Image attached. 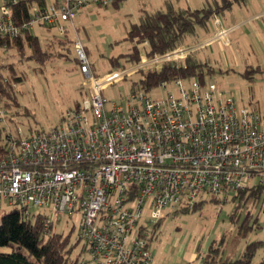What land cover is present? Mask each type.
<instances>
[{"label":"built area","instance_id":"built-area-1","mask_svg":"<svg viewBox=\"0 0 264 264\" xmlns=\"http://www.w3.org/2000/svg\"><path fill=\"white\" fill-rule=\"evenodd\" d=\"M116 1L0 0V37L73 30L80 70L92 79L58 125L3 135L0 213L2 205L20 208L27 218L44 217L47 228L49 213L77 220L84 240L77 264H156L140 229L147 234L168 206L192 210L205 195L225 199L264 185V109L240 107L217 83L197 77L163 82L175 91L160 98L134 89L126 106L109 105L104 89L125 72L96 76L76 17ZM195 50L183 45L149 59L179 60Z\"/></svg>","mask_w":264,"mask_h":264},{"label":"rangeland","instance_id":"rangeland-1","mask_svg":"<svg viewBox=\"0 0 264 264\" xmlns=\"http://www.w3.org/2000/svg\"><path fill=\"white\" fill-rule=\"evenodd\" d=\"M172 1L176 6L191 8H202L208 4V0ZM163 6L164 0H121L119 6L102 7L91 4L82 9L80 16L76 17L79 34L89 49V58L93 62L92 69L96 76L102 78L110 70L125 72L122 79L104 89L109 105L116 103L126 106L128 95L134 89L153 98L165 96L168 89L175 91L171 85L168 88L158 86L150 90L141 86V70L159 69L162 64L160 61H151L145 56L144 51L139 64L121 58L120 65L114 66L110 60L111 57L129 50V42L115 41L124 39L131 25L139 20L142 10L154 11ZM218 19L225 24L222 15H219ZM213 24L215 20L211 21L215 32L209 37L206 35L211 41L199 53L200 56L204 54L210 56L211 60L203 59L214 68L213 72L207 74L206 80L217 83L219 89L234 98L238 106H257L264 109V68L256 74L253 81L241 74L249 66L260 64L264 67V42L258 47V53L254 54L247 49V43L243 45L244 38L240 29L234 33L227 32V35L226 32L224 34L220 32V37L212 40L210 37L218 34ZM199 32L203 33L199 36V39H202L206 33L202 28ZM56 33L58 34L55 29L33 30V34L41 38L44 46L51 52L55 51V54L44 62L30 59L29 54L32 51L28 46L23 53L14 44L0 48V63H11L18 74L25 75V80L15 87L20 106L16 107L14 105L16 102H11L13 105H10V110L0 109L2 137L6 132L18 133L19 128L24 134H28L33 130L49 129L58 125L66 111L75 106L77 100H83L91 90L92 79L80 70L75 57L72 40L77 37L76 33L73 30L68 36H59ZM192 42L193 39L189 43ZM60 52L64 53L61 55ZM66 52H70L69 57L65 56ZM2 71L8 73L7 69ZM2 112L5 115H2ZM231 197L229 196L227 201L214 202L211 200L219 197L205 195L204 199L207 200L201 207L188 212L175 211L168 206L166 216L159 224L156 227L153 223L148 226L147 239L149 249L154 253L155 263L211 264L204 262L201 257L198 258V246L205 253L212 243L219 244L224 258H236L249 242L264 239L263 199L257 204L250 199L237 217H232L235 204ZM2 208L0 220L13 206L2 205ZM38 210L32 209V212ZM49 217L53 221L52 230L69 235L71 243L76 244L74 254L82 253L84 240L79 238V222L68 216L56 218L53 213H49ZM248 223L252 227L243 235L240 228ZM263 256L264 252L260 249L252 264H260Z\"/></svg>","mask_w":264,"mask_h":264},{"label":"trees","instance_id":"trees-1","mask_svg":"<svg viewBox=\"0 0 264 264\" xmlns=\"http://www.w3.org/2000/svg\"><path fill=\"white\" fill-rule=\"evenodd\" d=\"M242 1L244 0H214L208 2L207 6L202 8H191L177 7L172 0H164L162 8L154 11L143 9L139 15V20L131 25V29L124 39L115 41V43L129 42V50L118 56L111 57L110 60L114 66L120 65L121 58L127 62L139 64L143 58V51L147 58H152L179 46L189 45L191 39L198 40V29L208 30L209 23L213 18L230 9L233 4L241 3ZM119 3L120 1H116L111 5L119 6ZM22 8L26 16L28 14L26 5L22 6ZM77 28L80 31L78 26ZM40 39L38 35L33 34V30H26L15 39L0 37V48H7L14 44L23 53L26 46H28L32 51L29 54V58L44 62L52 57L55 51L51 52ZM196 51L190 53L183 60L163 62L159 69H149L147 71L140 69L142 71L141 86L146 90H150L160 86L163 82H171L177 78L189 79L192 77H197L202 82H205L207 74L213 72L214 68L209 65V62L201 59ZM87 52L89 55L88 47ZM60 53L62 55L64 52ZM69 54L70 52H66L65 56L69 57ZM2 69H7L8 73L5 74ZM260 71L262 70L259 66H249L241 74L253 81L256 74ZM24 80L25 75L18 74L11 63H0V109L10 110V105H13L11 102H16L14 104L16 107L20 106L18 91L15 87ZM2 101H5V103H2ZM79 103L80 100H77L75 105L78 106ZM16 111L18 112V109ZM1 133L0 129V160L4 154L1 145ZM263 195L264 185L262 184L248 187L235 195H231V201L235 204L232 217H237L239 211L247 205L250 199L254 204H257L263 199ZM206 200H200L192 210L201 207ZM227 200L228 197L225 199L219 197L211 201L221 202ZM182 210L184 212L192 211ZM50 226V228H47L45 218L42 216L33 219L27 218L20 208H14L6 213L0 223V264H77L79 254H74L76 244L71 243L69 235L54 232L52 230L53 225ZM251 227V225L246 224L240 228V232L246 235ZM140 231L141 236L147 238L146 232L143 229H140ZM198 249V258L204 256V262L206 263L252 264L257 252L260 249L264 252V240L249 242L244 251L236 258H224L219 244L215 245L212 243L205 253L201 251L200 246H198ZM260 264H264V256Z\"/></svg>","mask_w":264,"mask_h":264},{"label":"crops","instance_id":"crops-1","mask_svg":"<svg viewBox=\"0 0 264 264\" xmlns=\"http://www.w3.org/2000/svg\"><path fill=\"white\" fill-rule=\"evenodd\" d=\"M212 1L214 0H208V2ZM221 15L225 18V24L220 19H218L219 16L213 18L211 21L215 20V24H213V26L214 29L218 31V34L213 35L212 37H210V39L214 40L217 37L219 38L220 32L222 30H224L227 35V32L234 33L240 29L242 31V38H244L243 45L247 43V49H249L250 52L257 54L259 51L258 47H260L262 45V42H264V0H244L241 3H235L230 9L226 10ZM211 21L209 23L208 30L203 29L206 34L202 39H206L204 41H201L202 39H199L200 34L203 33H200L198 29V40L196 39L194 40V42L189 43V45L195 46L198 56L201 59L204 58L205 60H211L210 56L206 54L200 56L199 53L200 50L204 49L211 41L208 40V37L215 32L213 31V27L211 26ZM206 35L208 37H206ZM257 60L259 61L260 59L257 58ZM257 66H259L261 70H263L264 68L260 64L254 65L253 67ZM258 227H260V224Z\"/></svg>","mask_w":264,"mask_h":264}]
</instances>
